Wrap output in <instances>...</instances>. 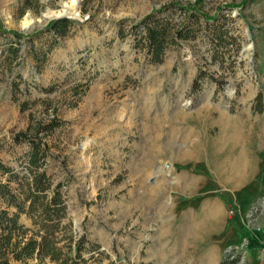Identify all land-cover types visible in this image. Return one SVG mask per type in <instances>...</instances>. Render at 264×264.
Instances as JSON below:
<instances>
[{
    "label": "rangeland",
    "instance_id": "rangeland-1",
    "mask_svg": "<svg viewBox=\"0 0 264 264\" xmlns=\"http://www.w3.org/2000/svg\"><path fill=\"white\" fill-rule=\"evenodd\" d=\"M63 1L0 0V157L27 170L29 145L14 134L56 118L44 136L45 166L54 181H66L63 221L98 245L84 251L89 264H219L225 250L212 230L178 236L174 226L188 215L174 203L183 194L171 171L183 160L188 123L206 127L207 148L222 142L223 159L244 139L253 148L264 143V0H80L71 27L49 49L51 33L41 28ZM183 7L209 20L200 16L194 37L151 62L132 25L157 8L179 23ZM8 30L38 31L36 51H47L41 69L30 42ZM17 36L13 57L7 47L19 44ZM249 205L243 214L251 229ZM19 220L32 226L24 213Z\"/></svg>",
    "mask_w": 264,
    "mask_h": 264
},
{
    "label": "trees",
    "instance_id": "trees-1",
    "mask_svg": "<svg viewBox=\"0 0 264 264\" xmlns=\"http://www.w3.org/2000/svg\"><path fill=\"white\" fill-rule=\"evenodd\" d=\"M171 5L177 3L171 2ZM183 8L187 10L186 16L179 23H172L157 8L132 25V30L143 40L151 62H161L166 49L178 44L180 39L194 37L200 16L209 20L193 7ZM217 12L218 9L214 15ZM72 23L69 17L61 16L51 19L41 28L51 33L49 49L59 36L66 34ZM8 31L20 34L30 42L36 69H41L47 51H36L34 37L39 34L38 31ZM20 36H17L19 44L10 43L7 47L8 54L13 57L19 55ZM12 86L17 87L18 83L12 80ZM58 125L59 120L52 118L29 132L20 130L14 134V140L27 141L29 145L24 165L27 170L15 169L0 157V264H25L31 259H37L35 264H39L46 257L54 264H89L84 251L98 249L97 244L86 239L83 234L78 236L70 223L63 221L67 215L66 181H54L45 166L49 145L44 136ZM22 213L31 218L32 226L20 222ZM240 256L241 253L234 246L227 247L219 264H236Z\"/></svg>",
    "mask_w": 264,
    "mask_h": 264
},
{
    "label": "crops",
    "instance_id": "crops-1",
    "mask_svg": "<svg viewBox=\"0 0 264 264\" xmlns=\"http://www.w3.org/2000/svg\"><path fill=\"white\" fill-rule=\"evenodd\" d=\"M217 122L223 123V119ZM200 127L188 123L184 128L183 160H174L171 171L177 191L183 194L174 203L188 215L185 224L174 226L180 228L178 236L204 226L213 231L218 247L225 250L234 246L243 255L245 264H264V220L259 229H250L243 214L256 197L264 194V143L258 140L253 148L244 139L235 155L223 159L217 155L222 142L207 148L206 138L201 135L206 133V127L203 130Z\"/></svg>",
    "mask_w": 264,
    "mask_h": 264
},
{
    "label": "built area",
    "instance_id": "built-area-1",
    "mask_svg": "<svg viewBox=\"0 0 264 264\" xmlns=\"http://www.w3.org/2000/svg\"><path fill=\"white\" fill-rule=\"evenodd\" d=\"M232 212L233 210L230 209ZM264 215V194L259 195L256 197L249 205L248 211H247V216L249 217L248 222L254 226L255 229H259V225H254V221L257 217L260 215ZM264 251V248H263ZM264 258V255H263ZM244 261L243 255L240 256L239 260L237 261L236 264H242Z\"/></svg>",
    "mask_w": 264,
    "mask_h": 264
},
{
    "label": "bare ground",
    "instance_id": "bare-ground-1",
    "mask_svg": "<svg viewBox=\"0 0 264 264\" xmlns=\"http://www.w3.org/2000/svg\"><path fill=\"white\" fill-rule=\"evenodd\" d=\"M79 1L80 0H67V1H63V8L61 9L62 12L72 15V16H77V14H79L78 12V7H79ZM49 13L47 14L52 15L53 13H55V10H49ZM30 23V18L26 17L24 19V21L22 22V24L24 25H29Z\"/></svg>",
    "mask_w": 264,
    "mask_h": 264
},
{
    "label": "water",
    "instance_id": "water-1",
    "mask_svg": "<svg viewBox=\"0 0 264 264\" xmlns=\"http://www.w3.org/2000/svg\"><path fill=\"white\" fill-rule=\"evenodd\" d=\"M62 8H63V4H61L60 8L53 9V10H55V13H53L52 15H49V16L47 15V16L48 17H54V18L61 17V16H67V17H71L72 16V15H69V14H66V13L62 12L61 11Z\"/></svg>",
    "mask_w": 264,
    "mask_h": 264
}]
</instances>
